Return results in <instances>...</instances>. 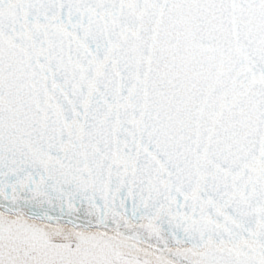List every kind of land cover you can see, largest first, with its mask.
Here are the masks:
<instances>
[{
    "label": "snow or ice",
    "instance_id": "obj_1",
    "mask_svg": "<svg viewBox=\"0 0 264 264\" xmlns=\"http://www.w3.org/2000/svg\"><path fill=\"white\" fill-rule=\"evenodd\" d=\"M0 264H264V0H0Z\"/></svg>",
    "mask_w": 264,
    "mask_h": 264
}]
</instances>
